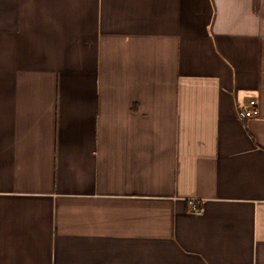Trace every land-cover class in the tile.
<instances>
[{"label": "crops", "instance_id": "0c3cea01", "mask_svg": "<svg viewBox=\"0 0 264 264\" xmlns=\"http://www.w3.org/2000/svg\"><path fill=\"white\" fill-rule=\"evenodd\" d=\"M0 264H264V0H0Z\"/></svg>", "mask_w": 264, "mask_h": 264}, {"label": "built area", "instance_id": "2783aa9c", "mask_svg": "<svg viewBox=\"0 0 264 264\" xmlns=\"http://www.w3.org/2000/svg\"><path fill=\"white\" fill-rule=\"evenodd\" d=\"M258 113H259V109L256 105V101L251 100L250 101V108H248L247 110L244 111V116L252 117V116H256ZM189 203H190V208L192 211H194L196 213L201 212V209L198 208L197 201L195 199L190 200Z\"/></svg>", "mask_w": 264, "mask_h": 264}]
</instances>
